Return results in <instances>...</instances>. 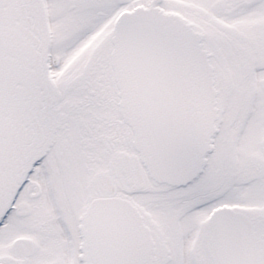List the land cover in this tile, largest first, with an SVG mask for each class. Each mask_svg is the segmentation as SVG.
Listing matches in <instances>:
<instances>
[{"label":"snow or ice","instance_id":"snow-or-ice-1","mask_svg":"<svg viewBox=\"0 0 264 264\" xmlns=\"http://www.w3.org/2000/svg\"><path fill=\"white\" fill-rule=\"evenodd\" d=\"M0 264H264V0H0Z\"/></svg>","mask_w":264,"mask_h":264}]
</instances>
